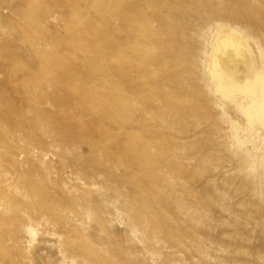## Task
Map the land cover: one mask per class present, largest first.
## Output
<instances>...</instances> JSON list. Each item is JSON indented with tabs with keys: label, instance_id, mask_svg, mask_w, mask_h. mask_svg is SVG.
Returning <instances> with one entry per match:
<instances>
[{
	"label": "rangeland",
	"instance_id": "374dc122",
	"mask_svg": "<svg viewBox=\"0 0 264 264\" xmlns=\"http://www.w3.org/2000/svg\"><path fill=\"white\" fill-rule=\"evenodd\" d=\"M212 1L0 0V264H264L204 68L217 25L264 53V0Z\"/></svg>",
	"mask_w": 264,
	"mask_h": 264
},
{
	"label": "bare ground",
	"instance_id": "6f19581e",
	"mask_svg": "<svg viewBox=\"0 0 264 264\" xmlns=\"http://www.w3.org/2000/svg\"><path fill=\"white\" fill-rule=\"evenodd\" d=\"M212 6V0H201L199 8L194 10L199 13L203 9L212 10ZM233 19L237 20L236 14ZM199 21L202 23L203 17H199ZM204 68L208 84L221 101L220 107L231 123L233 136L242 146L251 143L253 149L260 152L259 163L264 165L262 49L242 31L217 25L208 33ZM252 175L264 178V173L257 169Z\"/></svg>",
	"mask_w": 264,
	"mask_h": 264
}]
</instances>
